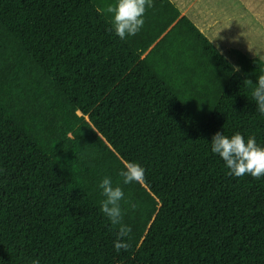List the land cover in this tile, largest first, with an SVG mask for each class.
I'll return each instance as SVG.
<instances>
[{"label": "trees", "instance_id": "16d2710c", "mask_svg": "<svg viewBox=\"0 0 264 264\" xmlns=\"http://www.w3.org/2000/svg\"><path fill=\"white\" fill-rule=\"evenodd\" d=\"M114 2L0 0V264H264V176L228 175L210 143L264 147V59L235 47L234 64L174 0L121 40ZM129 161L144 184L122 183ZM105 176L127 251L100 211Z\"/></svg>", "mask_w": 264, "mask_h": 264}, {"label": "clouds", "instance_id": "9594fccd", "mask_svg": "<svg viewBox=\"0 0 264 264\" xmlns=\"http://www.w3.org/2000/svg\"><path fill=\"white\" fill-rule=\"evenodd\" d=\"M153 7V0H115L107 5L105 11L110 15L111 30L121 39L137 35L144 26V15L147 8ZM251 83V81H249ZM252 99L257 110L264 115V75L259 76L256 86L252 89ZM211 152L218 154L223 160L227 174L235 177L250 175L259 179L264 176V147L257 145L254 136L245 137L237 132L226 136L223 132H216L211 139ZM124 185L146 182L145 168L136 162H125L119 172ZM101 195L104 199L100 203V211L112 226L117 228L114 248L117 252L127 251L131 247V226L123 223L124 210L121 202L124 191L119 183L114 184L111 177L105 176L99 182ZM136 208L135 204L131 205ZM32 264H39L38 260Z\"/></svg>", "mask_w": 264, "mask_h": 264}, {"label": "rangeland", "instance_id": "374dc122", "mask_svg": "<svg viewBox=\"0 0 264 264\" xmlns=\"http://www.w3.org/2000/svg\"><path fill=\"white\" fill-rule=\"evenodd\" d=\"M235 64L233 48L264 59V0H174Z\"/></svg>", "mask_w": 264, "mask_h": 264}]
</instances>
